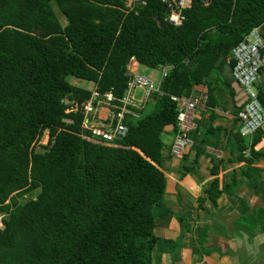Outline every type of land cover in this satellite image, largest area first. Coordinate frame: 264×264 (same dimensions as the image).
Masks as SVG:
<instances>
[{
	"label": "trees",
	"instance_id": "16d2710c",
	"mask_svg": "<svg viewBox=\"0 0 264 264\" xmlns=\"http://www.w3.org/2000/svg\"><path fill=\"white\" fill-rule=\"evenodd\" d=\"M192 1L174 27L162 0H0V264H155L172 96L207 86L215 108L233 49L264 25V0ZM133 60L169 68L162 94L130 107L118 143L87 138L84 104L97 90L120 106ZM222 191L218 178L208 189L214 202Z\"/></svg>",
	"mask_w": 264,
	"mask_h": 264
},
{
	"label": "crops",
	"instance_id": "0c3cea01",
	"mask_svg": "<svg viewBox=\"0 0 264 264\" xmlns=\"http://www.w3.org/2000/svg\"><path fill=\"white\" fill-rule=\"evenodd\" d=\"M258 29L264 37V25ZM130 64L139 73V63ZM162 73L148 77L160 82ZM227 75L232 87L218 83L216 107L198 109L193 146L182 156L171 151L177 128L167 125L162 133L167 185L154 208L155 264H264V128L241 135L237 112L246 96L233 74ZM257 89L264 97V68ZM203 93L208 87L200 85L192 94ZM137 102L142 108L147 103L143 96ZM110 115L105 108L94 123ZM217 178L223 191L214 202L208 189Z\"/></svg>",
	"mask_w": 264,
	"mask_h": 264
},
{
	"label": "built area",
	"instance_id": "2783aa9c",
	"mask_svg": "<svg viewBox=\"0 0 264 264\" xmlns=\"http://www.w3.org/2000/svg\"><path fill=\"white\" fill-rule=\"evenodd\" d=\"M162 2L167 7L166 20L174 27L182 25L184 19L182 12L190 9L193 5L192 0H162ZM127 6L133 8L134 0H127ZM263 52L264 37L258 28L253 29L233 49V78L246 96L245 102L237 112L240 120V133L244 137H251L264 128V104L257 89L259 77L264 68ZM168 71L169 68L163 69L160 82L130 71L132 80L128 84L124 98L120 100V106L115 103L118 100L113 92L102 96L95 90L93 98L86 102L83 107V112L86 114L84 128L88 131L86 137L107 144H116L126 137L128 133V125L125 122L126 115H136L130 107L142 109L135 98L136 91H143L144 102H147L155 94L161 95V83L167 77ZM208 98L207 93L192 94L189 97L172 96V100L178 107L177 133L171 147L173 155L182 156L187 148L193 146L191 134L196 128V112L199 108L206 106ZM105 108L110 110L111 119L94 123L96 119L101 118Z\"/></svg>",
	"mask_w": 264,
	"mask_h": 264
},
{
	"label": "rangeland",
	"instance_id": "374dc122",
	"mask_svg": "<svg viewBox=\"0 0 264 264\" xmlns=\"http://www.w3.org/2000/svg\"><path fill=\"white\" fill-rule=\"evenodd\" d=\"M58 14L60 16V19L63 20V22L65 24H67V20L65 19V17L62 15V13L58 10ZM132 66V64H130V67ZM139 75H142V76H151V75H156V76H160L161 74V68H157V69H151V68H148V67H145V66H141L139 65ZM69 81L75 85V86H78V87H82V88H85V89H91L93 88V83L89 82V81H85V80H81V79H77V78H69ZM143 96V91L142 90H137L136 93H135V98L139 101V99ZM245 102V100L243 101V103ZM50 140V131H46L45 132V135L41 141V144L38 146V150H43V144H47ZM39 191L38 192H35V193H32V194H29L28 196H26L25 198H22V201H25L31 197H37ZM3 217L4 215L3 214H0V225L3 227L4 226V223H3Z\"/></svg>",
	"mask_w": 264,
	"mask_h": 264
}]
</instances>
